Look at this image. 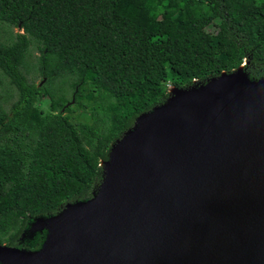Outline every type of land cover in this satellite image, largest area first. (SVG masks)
<instances>
[{
    "label": "trees",
    "instance_id": "1",
    "mask_svg": "<svg viewBox=\"0 0 264 264\" xmlns=\"http://www.w3.org/2000/svg\"><path fill=\"white\" fill-rule=\"evenodd\" d=\"M241 66L264 79V0H0V245L38 251L137 117Z\"/></svg>",
    "mask_w": 264,
    "mask_h": 264
},
{
    "label": "water",
    "instance_id": "2",
    "mask_svg": "<svg viewBox=\"0 0 264 264\" xmlns=\"http://www.w3.org/2000/svg\"><path fill=\"white\" fill-rule=\"evenodd\" d=\"M172 89L111 146L92 198L32 223L38 251L0 245V264H264V79L241 66Z\"/></svg>",
    "mask_w": 264,
    "mask_h": 264
},
{
    "label": "rangeland",
    "instance_id": "3",
    "mask_svg": "<svg viewBox=\"0 0 264 264\" xmlns=\"http://www.w3.org/2000/svg\"><path fill=\"white\" fill-rule=\"evenodd\" d=\"M186 20V16L185 15H182L181 17H180V21H182V22H184ZM13 31L14 32H17V31H19L18 29H13ZM21 32V31H20ZM35 54H37V52H35ZM93 78V76H89L88 78H87V80H91ZM41 78L39 77V78H37V79H35L34 80V82H35V84H39L40 82H41ZM0 94H1V96H2V98L8 93V91H10L11 93H12V95H13V99L12 100H14L15 98H16V93H15V90H13L11 87H9V85L7 84V82L5 81V79H3V78H1L0 77ZM194 85H196V84H194ZM173 93V89L171 88L170 89V91H169V95H171ZM11 100V101H12ZM165 101V100H164ZM40 109L41 110H43L44 112H48V110H49V107H48V104H47V102H45V101H42L41 103H40ZM74 111L75 112H78V110L74 107ZM97 190H98V187L94 190V191H96L97 192ZM61 211V210H60Z\"/></svg>",
    "mask_w": 264,
    "mask_h": 264
},
{
    "label": "bare ground",
    "instance_id": "4",
    "mask_svg": "<svg viewBox=\"0 0 264 264\" xmlns=\"http://www.w3.org/2000/svg\"><path fill=\"white\" fill-rule=\"evenodd\" d=\"M242 69V68H240ZM225 77H223L222 79H224ZM181 94L180 93H176V97H180ZM256 98V97H254ZM253 102L256 104L257 103V99H253ZM113 169L114 170H122L123 169V165H122V158H121V155L118 154L117 157L115 158V162H114V166H113ZM67 244V237L65 236V233L64 232H61L59 234V247H60V253H62V247L64 249L65 245ZM58 247V248H59ZM46 256V252L44 251L41 258L45 257Z\"/></svg>",
    "mask_w": 264,
    "mask_h": 264
},
{
    "label": "built area",
    "instance_id": "5",
    "mask_svg": "<svg viewBox=\"0 0 264 264\" xmlns=\"http://www.w3.org/2000/svg\"><path fill=\"white\" fill-rule=\"evenodd\" d=\"M100 166H101V164H100Z\"/></svg>",
    "mask_w": 264,
    "mask_h": 264
}]
</instances>
